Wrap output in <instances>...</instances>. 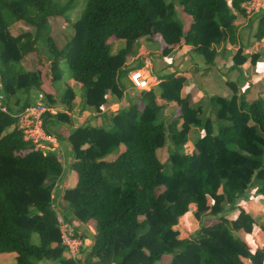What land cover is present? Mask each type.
Listing matches in <instances>:
<instances>
[{
	"label": "trees",
	"instance_id": "trees-1",
	"mask_svg": "<svg viewBox=\"0 0 264 264\" xmlns=\"http://www.w3.org/2000/svg\"><path fill=\"white\" fill-rule=\"evenodd\" d=\"M74 1L0 0V95L12 111H0V253H15V264H264V248L236 233L253 230L251 216L244 210L234 219L223 215L224 204L234 207L249 190L264 197V98L246 100L233 89L230 98L210 97L214 110L201 117L202 105L181 94L184 78L172 73L160 77L158 93L141 90V104L111 113L105 126L72 127L64 137L77 177L64 192L67 210L92 235L82 259L64 256L50 198L63 176L62 161L58 152L43 154L25 141L16 126L32 91L52 104L42 84L60 80L65 63L85 88L82 109L101 112L109 95H121L118 72L139 38L157 33L163 54L188 45L211 64L214 45L235 43V16L245 0H84L70 20ZM59 20L69 31L56 40ZM21 24L30 29H11ZM255 36H264V12ZM111 38L124 42L115 53ZM33 54L35 65L27 68L24 59ZM74 98L68 84L59 104L71 110ZM169 102L180 114L165 124L159 115ZM53 119L71 117L58 112ZM192 126L201 133L184 150ZM167 138L175 148L164 163L157 151ZM190 205L197 220L211 215L215 221L180 237L179 218Z\"/></svg>",
	"mask_w": 264,
	"mask_h": 264
},
{
	"label": "crops",
	"instance_id": "crops-1",
	"mask_svg": "<svg viewBox=\"0 0 264 264\" xmlns=\"http://www.w3.org/2000/svg\"><path fill=\"white\" fill-rule=\"evenodd\" d=\"M258 20L259 16L249 17L243 12H237L234 22L236 27V41L234 44L225 41L219 45H214L217 56L211 64L202 60L194 61L189 52V50H192V47L188 45L175 46L171 51L163 54L162 49L165 43L157 33L153 36H143L139 38L134 44L132 53L127 56L123 67L118 72V80L123 87L121 95L119 97L112 94L109 95L108 100L110 103L101 112L95 111L93 107L82 109L81 99L85 88L81 84L75 85V81L73 82L72 79L71 87L75 94V105L71 110H66L59 104L60 92L56 93L54 96L53 85L59 83L60 80L53 83L51 79H47L42 84V90L52 95V99L58 97V104L55 105L58 112H66L71 117L70 122L72 124L70 127H63V123L60 119H53L56 118V116H48V120L54 122L57 126H59L58 124L60 123L67 133L72 127H78L84 124L90 125L92 123L94 126L107 124L110 120L111 112L113 113L128 108L132 104H141V91L133 87L128 78L127 70L141 67L144 69L145 67L144 70L149 76V71L147 69L148 65L152 66L156 74V77L149 76L151 79L150 88H154L156 93H158L157 85L160 82V77L172 73L184 78L181 94L183 96L189 94L192 103L202 102L203 99H209L214 95L230 97L233 89L237 90L238 96H243L246 100L264 98V71L261 69V65H264V54L253 55L248 50L252 41L257 38L255 33ZM110 41L112 44V53H115L124 44L123 40L111 38ZM237 50H240V56L234 58V54ZM243 58L244 60L241 61ZM258 67H260V70ZM46 68L49 69V65H47ZM48 75L49 73L46 74V77H48ZM31 94L33 99L31 103H36L44 99L43 94L40 92L32 91ZM36 99L38 100L34 102ZM45 100L47 103H50L49 99ZM205 107L208 109L210 106L205 105ZM173 112L178 116L180 114L179 106L174 102L166 103L159 115L160 119L167 124L170 122L169 120H171V114ZM166 120H168V122H166ZM10 129L11 127L8 128V130ZM65 136L66 135H64V137ZM64 137L63 141L59 142L58 153L66 155L64 160L66 159L67 164H63L65 168L63 176L55 183L57 187L54 185L55 187L53 189L55 195L54 201L58 203L62 209L66 210L68 209V203L64 199V192L74 186L77 177L75 171L69 168L70 162L73 159V153ZM246 195L236 201V215L240 210H244L248 213L254 221L253 230L251 231L254 232L260 225L259 219L264 217V213H262L263 209H260L258 205H253L255 203H251L255 211L252 209L250 210L249 205L244 207L242 202H248L246 201ZM259 201L264 203L262 198L259 199ZM240 203L242 204L240 205ZM190 218L191 214L186 216L183 221ZM255 219L258 220L256 221ZM190 221L192 222V220ZM86 226L88 225L86 224ZM185 226H187V224ZM13 260H15V255H13ZM53 263L56 264V262ZM0 264H2L1 260Z\"/></svg>",
	"mask_w": 264,
	"mask_h": 264
},
{
	"label": "built area",
	"instance_id": "built-area-1",
	"mask_svg": "<svg viewBox=\"0 0 264 264\" xmlns=\"http://www.w3.org/2000/svg\"><path fill=\"white\" fill-rule=\"evenodd\" d=\"M240 7L242 12L249 17L259 16L264 12V0H245L240 4ZM248 50L253 55L264 54V36L255 38ZM127 74L131 84L137 90L143 91L151 87V79L143 68L129 69ZM0 111L5 114L12 112L4 103L1 95ZM57 113L58 109L55 105L43 101L31 103L18 112L16 126L21 130L23 139L33 147L40 149L43 154L58 152L59 142L57 138L52 133L47 132L43 125L44 115L54 117ZM55 185L57 187V184ZM50 198L56 215L61 244L65 248L64 256L72 260L82 259L92 244V235L88 226L77 220L67 209H62L54 201V189L51 191Z\"/></svg>",
	"mask_w": 264,
	"mask_h": 264
},
{
	"label": "rangeland",
	"instance_id": "rangeland-1",
	"mask_svg": "<svg viewBox=\"0 0 264 264\" xmlns=\"http://www.w3.org/2000/svg\"><path fill=\"white\" fill-rule=\"evenodd\" d=\"M74 3H75V7H74L73 10H71L69 12V15H68V18L70 20H75L79 16V14H80L81 10L83 9V6H84V0H75ZM59 21L60 22H58L57 26L52 31V35H53V37L56 40H59L60 32H68L69 31L68 25H66L64 22H62V20H59ZM14 27H11V29L12 30H21V31L30 29V28L24 26L23 24H21L19 26H14ZM189 52H190L191 57L193 58L194 61H196V60L205 61V57L203 55L199 54L198 52H196L195 50H189ZM35 62H36V60H35L34 54L33 55H29V56L26 57V59H24V66H26L27 68H32L35 65ZM258 68L260 70V67H258ZM144 69H145V67H144ZM147 69L149 71V76H153V77L155 76L156 77L155 71L153 70L151 65H148ZM261 69L264 71V65H261ZM60 71H61L62 77H61L59 83L56 84L55 83L56 81L53 82V83H55L53 85L54 96L56 95V93H59V92H60V94H62L64 89L66 88V86L68 84L71 86V84H72V80L70 78V71H69L68 66L65 63L60 65ZM79 84L80 83L75 82V85H79ZM157 87H159V84L157 85ZM51 97H52V95H51ZM224 97H226V96H224ZM57 98L58 97H56V99H51V102H53L52 103L53 105L58 104V99ZM226 98H230V97H226ZM37 100L38 99L34 100V102H36ZM22 102H23V99L21 98L19 100V104L21 105ZM192 104L193 105L194 104L202 105V108H205V109H202L203 113L201 114V117L203 115H206V113L209 111V109H210V111H211V108H212V110H214V106H213V104L210 103L209 99H203L202 102L201 101L199 103H194L193 102ZM205 105L206 106H210V107H208V109H207L205 107ZM13 108H17V107H13ZM208 114L211 115V112L208 113ZM171 115H172L171 120H173V119L178 117L175 114V112H173ZM60 120L63 123V125H62L63 127L64 126L70 127L71 124H72L71 122H67L64 119H60ZM171 120H169V121H171ZM166 122H168V120H166ZM58 125L59 126H57L54 122H51L50 120H47V121L44 122L45 129L48 132L52 133L57 138L58 142H61V141H63L64 135H67V131L64 128H62L60 123ZM90 126H94V125L91 123ZM95 126H98V125H95ZM101 126H105V125L103 124ZM200 133H201V128L200 127L192 126L190 131H189V133H188V135H187V137H188L187 143L184 145L183 149L184 150L192 149L193 148V142L197 138V136H199ZM174 148L175 147H174L173 143L169 140V138H167V142L161 148H159L158 151H157V153H158V155H159V157H160L162 162L165 163L167 161V158L169 156L170 151L173 150ZM59 156H60V159L62 161V164H67L66 159L64 160L66 155L65 154L64 155L59 154ZM163 170H164V173H169L170 172V169L168 167H164ZM246 196H247V198H246L247 200L246 201H248V202H245V201L242 202L244 207H247L249 205L250 206V210L252 209V210L255 211V209L251 205V203H255L253 205H258V207H260V209L261 208L263 209L262 213H264V203L259 201V199L262 198V201L264 202V197L263 196H261L254 189L249 190L247 192ZM242 203H240V205ZM193 211H194V206L190 205L189 206V210L185 214L180 216L179 224H178V230H179V236L180 237L191 236V235H193L196 232V230H198V228L202 224L207 225V224L213 223L215 221V217H213L211 215H203L200 220H197L196 218H194V216L192 214ZM236 213H237V209H235V206L234 207H230V205L224 204L223 215H225V217H227L229 219H232V218L234 219ZM190 214H191V218L190 219H186L185 221H183L185 219V217L190 215ZM254 218H255V216H254ZM190 220H192V222ZM259 222H260V225H259L260 227L258 226L254 232H251V233L247 234L243 230H240V229L236 231V233L239 235V237H241L242 239H246L245 241L247 242V244L249 246L253 247V248L254 247H264V217L260 218ZM186 224H187V226H185ZM194 227H196V228H194ZM37 240L38 239L36 238V236L33 235L32 241L35 243V242H37ZM13 255H15V253H13V252L0 253V257H1L0 260H1L2 264H15V260H13ZM168 258L169 257H164L163 261L167 262ZM36 264H55V263L44 261V262H38Z\"/></svg>",
	"mask_w": 264,
	"mask_h": 264
}]
</instances>
